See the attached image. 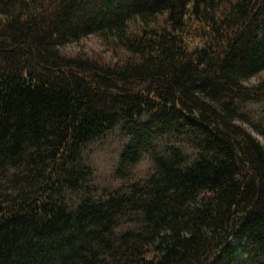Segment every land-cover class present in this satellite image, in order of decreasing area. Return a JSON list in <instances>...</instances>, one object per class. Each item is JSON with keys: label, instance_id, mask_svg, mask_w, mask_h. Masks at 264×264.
Here are the masks:
<instances>
[{"label": "trees", "instance_id": "16d2710c", "mask_svg": "<svg viewBox=\"0 0 264 264\" xmlns=\"http://www.w3.org/2000/svg\"><path fill=\"white\" fill-rule=\"evenodd\" d=\"M252 103L264 0H0V264H264Z\"/></svg>", "mask_w": 264, "mask_h": 264}, {"label": "rangeland", "instance_id": "374dc122", "mask_svg": "<svg viewBox=\"0 0 264 264\" xmlns=\"http://www.w3.org/2000/svg\"><path fill=\"white\" fill-rule=\"evenodd\" d=\"M65 51L70 53L78 51V49L75 45H71ZM243 109V111L250 115L254 123L264 125V104H247ZM119 140L118 137L109 136L107 140L98 146V149L93 152L90 157V162L95 169V177L98 183L103 187L116 185L113 171L120 150ZM147 169L148 165L143 163L134 170V174L140 177V175H143Z\"/></svg>", "mask_w": 264, "mask_h": 264}]
</instances>
